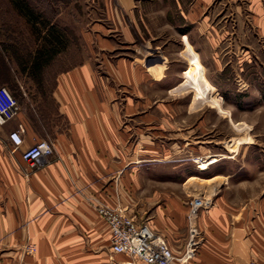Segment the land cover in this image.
<instances>
[{
	"label": "crops",
	"instance_id": "0c3cea01",
	"mask_svg": "<svg viewBox=\"0 0 264 264\" xmlns=\"http://www.w3.org/2000/svg\"><path fill=\"white\" fill-rule=\"evenodd\" d=\"M155 1L160 0L147 3L152 8ZM141 2L107 0V17L128 42L140 36ZM177 2L184 21L202 24L226 17L247 24L248 38L264 39V0ZM111 31L101 21L84 26L88 47L95 36L99 40L100 59L89 53L61 69L50 90L45 77L38 82L14 57L17 43L0 38V86L20 104L18 115L0 125V264H128V255L111 249L99 204L127 207L165 237L175 254L185 253L188 264H247L251 259L264 264V193L252 197V179L210 173L215 164L195 166L207 175L155 174L156 165L170 166L175 147L181 149L187 140L177 135L188 134L172 126L171 111L156 110L154 92L157 85L166 86V65L131 56L128 47L111 59ZM62 33L68 40L69 30ZM186 40L200 55L196 43ZM49 64H41V71ZM50 101L51 111H42ZM157 118L162 120L158 125ZM19 124L26 127L25 144L13 150L9 134ZM41 138L52 140L54 153L32 168L22 151ZM197 178L201 181L189 185ZM190 194L211 197L213 204L193 210ZM192 228L196 250L188 257ZM30 243L36 244L33 254L26 252Z\"/></svg>",
	"mask_w": 264,
	"mask_h": 264
},
{
	"label": "rangeland",
	"instance_id": "374dc122",
	"mask_svg": "<svg viewBox=\"0 0 264 264\" xmlns=\"http://www.w3.org/2000/svg\"><path fill=\"white\" fill-rule=\"evenodd\" d=\"M26 1L39 16L38 24L33 25L29 17L21 14L12 0H0V38L10 37L20 45L21 52H26L41 42L35 27L45 33L51 26L69 30L65 46L44 71L46 90L51 89L61 69L89 53L100 59L98 38L95 36L88 47L81 32L84 26L88 28L101 21L114 30L109 33L114 44L111 59L121 55L120 49L128 47L131 56L140 60L151 58L166 65V86L157 85L154 92L156 110L171 111L172 126L179 125L188 135H177L182 140L186 136L187 143L181 149L175 147L170 166L156 165L155 174L185 177L195 171V166H200V161H208V167L215 164L210 173L233 172L235 178H250L252 186L248 191L252 197L264 193V39L248 38L247 24L226 17H214L208 23H190L182 19L177 0L155 1L152 8L147 3L151 0H142L140 36L128 42L107 17V0ZM185 5L186 2L182 4L184 8ZM185 38L196 43L200 55ZM48 105L50 108L44 105L42 111H51V101ZM160 121L157 118V125ZM199 181L193 179L189 185ZM190 196L189 202L200 197ZM176 256L180 258L176 264H188L185 253Z\"/></svg>",
	"mask_w": 264,
	"mask_h": 264
},
{
	"label": "built area",
	"instance_id": "2783aa9c",
	"mask_svg": "<svg viewBox=\"0 0 264 264\" xmlns=\"http://www.w3.org/2000/svg\"><path fill=\"white\" fill-rule=\"evenodd\" d=\"M20 111L17 98L6 86H0V125L6 124L15 118ZM26 127L19 124L9 134L13 150L25 144L24 134ZM54 153V145L49 138H41L28 145L22 151V158L32 168H38L43 164L42 158L49 157ZM213 204L211 197H195L190 201L191 208H208ZM99 214L106 220L110 228L111 249L114 253L126 254L130 257L128 264H176L180 258L176 256L167 239L156 233L150 224L140 219L136 214L129 212L128 208L118 204L109 206L99 204ZM192 237L188 244L187 256H192L196 250L194 236L196 231L191 229ZM36 244L26 246V252L33 254ZM186 256V257H187ZM183 259V258H182ZM6 264H13L8 261ZM247 264H260L251 259Z\"/></svg>",
	"mask_w": 264,
	"mask_h": 264
},
{
	"label": "trees",
	"instance_id": "16d2710c",
	"mask_svg": "<svg viewBox=\"0 0 264 264\" xmlns=\"http://www.w3.org/2000/svg\"><path fill=\"white\" fill-rule=\"evenodd\" d=\"M15 7L20 11L21 14L26 15L33 21V25H36V21L39 16L33 12L29 7L26 0H12ZM44 23V22H43ZM46 25V23H44ZM37 31V39H40V44L37 49L26 50V52H21L20 45H15L13 50V55L17 61L22 65L24 70H27L30 75L40 82L42 76L44 77V72L41 71V64L49 63L56 52H58L61 47L65 46V39L62 37V29L59 30L56 26H51L49 31L42 34V30L35 27ZM19 46V48H18Z\"/></svg>",
	"mask_w": 264,
	"mask_h": 264
},
{
	"label": "bare ground",
	"instance_id": "6f19581e",
	"mask_svg": "<svg viewBox=\"0 0 264 264\" xmlns=\"http://www.w3.org/2000/svg\"><path fill=\"white\" fill-rule=\"evenodd\" d=\"M200 168H207L208 167V161H200Z\"/></svg>",
	"mask_w": 264,
	"mask_h": 264
}]
</instances>
